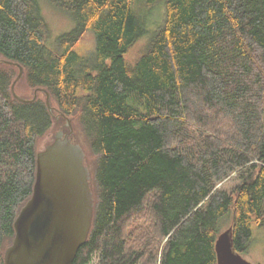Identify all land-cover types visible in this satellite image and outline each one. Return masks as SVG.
Wrapping results in <instances>:
<instances>
[{"label": "trees", "instance_id": "obj_1", "mask_svg": "<svg viewBox=\"0 0 264 264\" xmlns=\"http://www.w3.org/2000/svg\"><path fill=\"white\" fill-rule=\"evenodd\" d=\"M43 6L71 28L52 37ZM20 66L31 101L11 92ZM46 93L94 157L72 264H217L221 231L242 253L264 230V0H0V264L53 124Z\"/></svg>", "mask_w": 264, "mask_h": 264}, {"label": "water", "instance_id": "obj_2", "mask_svg": "<svg viewBox=\"0 0 264 264\" xmlns=\"http://www.w3.org/2000/svg\"><path fill=\"white\" fill-rule=\"evenodd\" d=\"M22 67L11 84L13 96ZM43 90V89H42ZM45 103L51 112L49 94ZM57 131L53 140L36 153V171L32 194L20 208L14 223V236L4 249V264H72L88 237L94 200L90 189V171L84 163L82 147L71 141L73 132ZM217 264H254L233 247L232 228L221 231L214 241Z\"/></svg>", "mask_w": 264, "mask_h": 264}, {"label": "rangeland", "instance_id": "obj_3", "mask_svg": "<svg viewBox=\"0 0 264 264\" xmlns=\"http://www.w3.org/2000/svg\"><path fill=\"white\" fill-rule=\"evenodd\" d=\"M159 10H160V5H159ZM43 11H44V15H45V18L47 20V23H48L52 37H54V36L60 34L61 32L66 31V30L71 28V26H72L71 22L63 14L57 13V12L53 11L52 9L48 8L47 6H43ZM162 13H163V11H162ZM158 17H159V14H157V18ZM153 22H155V21H153ZM149 25H151V22H149ZM145 39H146V37H143L133 45V47L129 50V52L126 55L128 59H134L137 56L138 52L141 50V48L145 42ZM92 46H93V38L90 34H88V35H86V37H84L80 41V43L76 46L75 50L77 49L76 51L81 53L83 51H89L92 48ZM11 73L14 74V76H13V80H14L16 78V76L18 75L19 71H18V69L13 68V69H11ZM14 91L17 95H19L23 98L29 99L32 96H34L33 90L27 84V81L23 75H21V77L16 81V83L14 85ZM38 96H40V98H43L42 93L38 94ZM51 107H52V105H51ZM55 107H56V104L53 103V107H52V111H51V113L53 115V121H52L53 124L43 136L38 138V140H37V151L42 150L49 142H51L53 140L54 134L57 131L62 130L63 126H61V125H62V122L64 124V119H63V121H61V125L59 126L58 122H59V120H62V119H60V117L58 115L60 113L58 112V110ZM70 123L72 125V121H70ZM73 125H74V128L76 129V131L77 130L79 131L78 123L74 122ZM81 135L82 134L80 132L76 136L78 138H80V140H82L83 137H81ZM75 138H73V139L75 140ZM77 142H79V141H77ZM78 144L83 146V148L85 149V147H84L85 144L83 145V140L80 141ZM85 154H87V153H85ZM87 157H88V160H87L88 166L87 167H89V169H91V167L93 165V164H91V161L94 159V157L91 156V154H90V156H87ZM90 175H92L91 172H90ZM231 179H229L225 183H222L223 184L222 187L229 188L231 185H233L235 183V181L231 180ZM241 255L245 259L249 260L250 262H252L254 264H264V230L256 229V228L253 230V238H252L251 244L249 245L248 250L246 252H242ZM96 262H97L96 257H94L90 264H96Z\"/></svg>", "mask_w": 264, "mask_h": 264}]
</instances>
